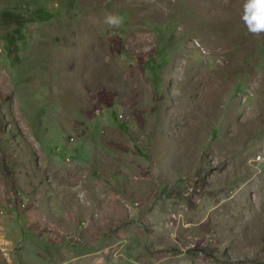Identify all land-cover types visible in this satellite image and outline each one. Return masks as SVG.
<instances>
[{"label": "rangeland", "instance_id": "1", "mask_svg": "<svg viewBox=\"0 0 264 264\" xmlns=\"http://www.w3.org/2000/svg\"><path fill=\"white\" fill-rule=\"evenodd\" d=\"M242 2L0 0V264L133 253L115 242L120 217L92 230L88 250L54 242V210L93 188L107 147L140 193L153 184L114 203L170 206V166L189 182L193 224L179 233L207 244L189 264H264V31L247 30ZM109 13L120 23L106 24Z\"/></svg>", "mask_w": 264, "mask_h": 264}, {"label": "crops", "instance_id": "2", "mask_svg": "<svg viewBox=\"0 0 264 264\" xmlns=\"http://www.w3.org/2000/svg\"><path fill=\"white\" fill-rule=\"evenodd\" d=\"M117 128V127H116ZM109 133L106 136L108 138L109 145L111 143H116L110 141L111 139L120 138L119 132L114 130L112 127L109 128ZM110 138V139H109ZM115 141V140H114ZM39 145V144H38ZM107 158L101 159V166L97 168L98 171H103V174H96L94 172V167L88 173L93 179V188L89 190L86 188H81L79 191L75 192L74 202L69 204V207L64 206V209L57 208L54 211L59 215H56L55 222L58 223V232H56L54 241L59 247L67 249L72 252V250H77L79 246H83V250H88L87 245H91L90 239H88L93 229L104 228L108 226V220L114 219L115 217H120L119 221H123L121 233L116 234V244L119 248H125L131 246L133 253L129 254L127 251L124 254L117 256V264H189L191 260L194 259L193 251H189L185 254H179L176 248L173 247V239L170 230V212L177 211L180 214L181 223H186L188 227L193 224L189 221L190 216V206L186 203L188 198L192 197L190 195H185L184 189L187 181L184 176L180 173H176L173 167L170 166V188H165L162 196L170 191V206H158L147 209V207H142L139 205H132L130 200L127 204H117L114 203V197H142L150 193L153 190V184L150 182L148 186V191H143L140 193L141 180L135 175L127 174V168L125 163L116 157L117 147H107ZM134 159V158H133ZM147 159V158H146ZM145 160V159H144ZM146 161L148 166L145 175H147L150 181L156 180V163L155 159L149 158ZM134 161V160H133ZM91 161H87L85 164L88 165ZM84 162L74 161V165H82ZM97 165V162H92ZM107 164L106 168L103 169V164ZM142 160L135 159V162H130L133 167L139 166ZM73 165V166H74ZM75 170V169H74ZM152 175V176H151ZM97 182H99L97 184ZM95 184L96 187H95ZM96 188V189H94ZM86 190L83 192L82 190ZM131 190V192H128ZM167 191V192H166ZM84 195V198L80 196ZM142 194V195H141ZM117 195V196H116ZM106 196L112 197L108 200ZM97 197H101L98 199ZM151 197V195H149ZM167 197V196H165ZM95 203V204H93ZM134 203V200H133ZM117 204V205H116ZM93 213H96L93 216ZM169 215V217H168ZM116 219V218H115ZM155 219V220H154ZM145 223L146 232L141 229V223ZM82 222V226H86L84 229H80L79 225ZM120 223V222H119ZM195 224V223H194ZM70 228V232L67 233L62 231V227ZM143 232V233H142ZM82 233H84L82 235ZM101 234V232H100ZM99 239L101 244H109L110 241H103L105 237L100 236ZM142 234L144 236H142ZM104 237V238H103ZM113 240V239H112ZM11 242V241H10ZM114 242V244H115ZM135 249V251H134ZM170 250L172 255L170 256ZM80 257V258H79ZM195 260V259H194ZM156 261V262H155ZM53 264H92V255L89 252L75 254L70 253L67 257L58 258L54 260Z\"/></svg>", "mask_w": 264, "mask_h": 264}, {"label": "clouds", "instance_id": "3", "mask_svg": "<svg viewBox=\"0 0 264 264\" xmlns=\"http://www.w3.org/2000/svg\"><path fill=\"white\" fill-rule=\"evenodd\" d=\"M240 18L250 32L264 31V0H243ZM108 25L119 24L118 15L109 13L104 17Z\"/></svg>", "mask_w": 264, "mask_h": 264}, {"label": "built area", "instance_id": "4", "mask_svg": "<svg viewBox=\"0 0 264 264\" xmlns=\"http://www.w3.org/2000/svg\"><path fill=\"white\" fill-rule=\"evenodd\" d=\"M186 183L184 193L185 195H191V187ZM135 205H137L136 202H134ZM170 222V228L173 229V247L176 248L177 253L179 254H185L189 251H193V256H195L196 259H202L204 257V248L207 245L205 241L198 240L197 237H194L192 239H182L180 236V227H183V224L181 223L179 216L175 215L174 213H170V219H168ZM172 255V252L170 250V256Z\"/></svg>", "mask_w": 264, "mask_h": 264}, {"label": "bare ground", "instance_id": "5", "mask_svg": "<svg viewBox=\"0 0 264 264\" xmlns=\"http://www.w3.org/2000/svg\"><path fill=\"white\" fill-rule=\"evenodd\" d=\"M160 3H161V2H160ZM83 45H84V44H83ZM84 47H85V46H84ZM86 47H87V46H86ZM84 50H85V49H84ZM86 50H87V49H86ZM82 51H83V50H82ZM90 51H91V50H90ZM91 52H92V51H91ZM91 52H90L89 54H92V53H93V52H92V53H91ZM85 54H86V53L84 52V55H82V57L85 56ZM94 55H96V54H94ZM86 56H87V55H86ZM92 57H93V56H92ZM84 59H85V57H84ZM96 59H97V58H96ZM89 61H90V59H89ZM93 61H94L93 63L96 62L94 59H93ZM90 62H92V61H90ZM84 63H85V62H84ZM96 64H98V62H96ZM88 65H89V64H88ZM91 65H92V63H91ZM94 65H95V64H94ZM94 65H93V66H94ZM95 66H97V65H95ZM89 67H90V66H89ZM97 67H98V66H97ZM94 68H95V67H94ZM91 71H92V70H91ZM91 71H90V72H91ZM87 72H88V71H87ZM93 72H94V71H93ZM87 74H89V72H88ZM93 75H94V74H93ZM87 79H88V78H87ZM84 80H85V79H84ZM85 81H86V80H85ZM82 82H83V81H82Z\"/></svg>", "mask_w": 264, "mask_h": 264}]
</instances>
